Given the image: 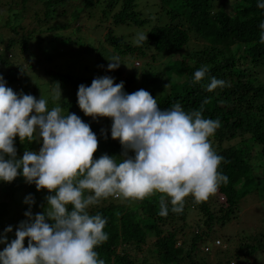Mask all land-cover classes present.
Listing matches in <instances>:
<instances>
[{"label": "trees", "instance_id": "obj_1", "mask_svg": "<svg viewBox=\"0 0 264 264\" xmlns=\"http://www.w3.org/2000/svg\"><path fill=\"white\" fill-rule=\"evenodd\" d=\"M138 6V0H0V75L23 94L47 99L49 108L55 106L51 92L60 86L62 115L75 113L97 135L94 159L103 154L117 163L123 159L121 144L111 138V119L93 120L77 104L78 86H90L96 77L123 81L128 94L144 89L162 110L179 103L186 112L199 110L204 118L220 121L210 143L224 158L218 171L228 182L207 201L195 203L189 195L182 213H173L168 204L167 216L159 215L164 194L158 192L143 200L110 196L89 207L90 215L107 221L108 239L95 249L104 264H264V231L233 246L234 251L227 243L230 237L211 240L212 233L239 219L241 206L264 209V43L259 27L264 9L257 0H155V13L148 14ZM141 33L147 39L137 45ZM113 57L122 64L108 71ZM158 57L166 59L162 68L154 65ZM135 61L140 65L133 66ZM202 66L208 74L193 83ZM212 77L227 86L207 91ZM14 144L17 158L42 146L36 140L22 143L18 136ZM29 194L35 199L33 215L47 210L46 189L37 191L22 176L0 182V234L8 226L14 233L27 219L29 206L23 201ZM218 196L224 198L222 205L213 199Z\"/></svg>", "mask_w": 264, "mask_h": 264}, {"label": "clouds", "instance_id": "obj_2", "mask_svg": "<svg viewBox=\"0 0 264 264\" xmlns=\"http://www.w3.org/2000/svg\"><path fill=\"white\" fill-rule=\"evenodd\" d=\"M257 7L264 9V0H257ZM259 27L264 43V22ZM146 39L138 34L137 45ZM121 64L119 57H113L107 70ZM208 72L207 66L196 70L193 83ZM225 86L226 81L212 77L206 90ZM123 89V81L100 76L90 86L80 84L77 91V104L85 116L111 119V138L123 149V159L117 163L108 154L93 158L97 135L75 113L62 115L60 86L52 90L55 106L49 108L47 99L15 92L0 75V182L22 176L37 191L50 193L47 210L35 215L34 197H25L29 210L16 228V238L8 240L12 226L0 234L4 245L0 264H104L95 249L108 239L107 221L100 214L90 215V206L110 196L143 200L158 192L164 194L159 215H168V204L180 214L186 197L191 195L195 203L207 201L228 182L218 171L224 158L210 143L219 120L204 118L199 110L186 112L179 103L162 110L148 91L128 94ZM102 135L107 139L105 130ZM17 136L22 143L36 140L42 146L38 152L26 149L17 158Z\"/></svg>", "mask_w": 264, "mask_h": 264}, {"label": "rangeland", "instance_id": "obj_3", "mask_svg": "<svg viewBox=\"0 0 264 264\" xmlns=\"http://www.w3.org/2000/svg\"><path fill=\"white\" fill-rule=\"evenodd\" d=\"M155 0H138L139 6L137 8H140V10L142 9L144 11V13L148 14V13H155L153 4H154ZM6 17V15H5ZM91 25L86 23L85 27H90ZM122 30V28L119 27V29H116V33H120V31ZM126 32H130V28L125 30ZM136 34V32H134ZM166 60L165 58H160L158 57L157 60L154 62V65L157 66L158 68H162L163 65V61ZM148 62H151V59L148 57L147 59ZM22 63V62H21ZM140 63L138 61H135L133 63V66H139ZM130 68V67H129ZM174 81H178L177 77L174 78ZM8 87H11L15 92L19 93L20 90L16 87V86H11V85H7ZM105 118V121L107 122V118ZM99 119H103V118H98ZM109 119V118H108ZM100 122V121H99ZM103 126L105 127L106 124L103 120L102 122ZM123 199V198H122ZM217 202L219 205H222V203L224 202V198L222 196H218L217 198H213ZM134 200V199H133ZM253 202H250L249 204H251ZM257 207H251V206H241L239 209V214L238 217L239 219H237V221L233 220L232 222H230V224L224 226L223 228L218 229V231L214 232L211 234V240L214 239V237H221L223 236L225 239H228V244L231 247V250L234 251L233 246L236 247V245L241 241H243L244 239H249L252 236H254L253 234H255L256 232H260V231H264V209L261 208V206L258 207V204H256ZM252 208V211H251ZM189 216L192 217V219H197V216H194V214L192 215L191 213L189 214ZM191 219V220H192ZM194 221L191 223L193 225ZM8 240H13L15 239V232L8 234L7 235ZM240 240V241H239ZM212 248L213 243H211ZM4 245H0V250H3ZM220 247L224 248L225 244H222Z\"/></svg>", "mask_w": 264, "mask_h": 264}]
</instances>
